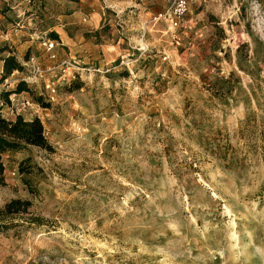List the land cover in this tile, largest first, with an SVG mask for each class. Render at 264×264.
Returning <instances> with one entry per match:
<instances>
[{"label":"rangeland","instance_id":"obj_1","mask_svg":"<svg viewBox=\"0 0 264 264\" xmlns=\"http://www.w3.org/2000/svg\"><path fill=\"white\" fill-rule=\"evenodd\" d=\"M19 1L0 0V57L22 67L0 61V109L51 150L2 156L0 205L40 221L0 233V264H264V0H203L177 29L150 22L173 0H71L61 19Z\"/></svg>","mask_w":264,"mask_h":264},{"label":"trees","instance_id":"obj_2","mask_svg":"<svg viewBox=\"0 0 264 264\" xmlns=\"http://www.w3.org/2000/svg\"><path fill=\"white\" fill-rule=\"evenodd\" d=\"M52 39H56L53 36ZM3 52V51H2ZM2 62V78H6L14 71H21L22 67L17 59L9 55L7 57H0ZM28 91L27 85L24 82L17 84L15 92L20 93ZM5 99L8 98V93L4 95ZM40 102L41 98L36 99ZM26 146H33L43 150H51V147L44 135V128L38 118L25 120L22 116L18 115L13 120L6 119L0 114V186H5L4 179V163L2 156L7 151H18ZM28 160L21 161L18 166L19 173L28 174L29 167L26 166ZM24 184L29 186L28 181L23 178ZM30 189V188H29ZM31 193L34 191L31 189ZM32 206L29 200L20 198H13L0 205V233L6 232L16 228L18 223L16 221H25L28 224H36L40 221L39 218H28V210Z\"/></svg>","mask_w":264,"mask_h":264},{"label":"built area","instance_id":"obj_3","mask_svg":"<svg viewBox=\"0 0 264 264\" xmlns=\"http://www.w3.org/2000/svg\"><path fill=\"white\" fill-rule=\"evenodd\" d=\"M203 0H173L172 4L169 6L168 9H166L162 13H158L156 16H154L150 22L158 23L160 20H164L169 24V27L171 29H177L179 27L183 26L184 18L186 17L190 7L193 4L201 3ZM15 26H19L18 23L15 24ZM7 35H5L6 38ZM47 36V35H46ZM46 36L42 37H35L40 40V45L44 49L46 53L50 55L51 59H54L55 56L53 54V51L55 47L58 45L55 39L47 38ZM33 37H31L32 39ZM31 68L33 69V76H29L24 80L26 83H32L36 80V77L39 73H41V69L36 66V64L33 62V58H30L27 63H31ZM123 64V63H122ZM51 92L54 93V89H51ZM3 106V102L0 100V107ZM0 114L2 115V110L0 109ZM3 117V115H2Z\"/></svg>","mask_w":264,"mask_h":264},{"label":"crops","instance_id":"obj_4","mask_svg":"<svg viewBox=\"0 0 264 264\" xmlns=\"http://www.w3.org/2000/svg\"><path fill=\"white\" fill-rule=\"evenodd\" d=\"M38 1V0H37ZM76 1V0H74ZM71 1V0H39V3H42V5H44V9L45 11H47L48 13L46 15L48 16H55L57 19H61L66 17L64 15V10L65 9H76V2ZM17 5V10L16 12H20V13H27V16L30 17L31 13L30 12H35V8H33L30 4V0H20L19 2H16ZM30 4V5H27ZM35 4V3H33ZM200 4V3H199ZM22 6V7H20ZM166 8L159 10L160 12L164 11ZM27 17V18H28ZM28 22L29 19H28Z\"/></svg>","mask_w":264,"mask_h":264}]
</instances>
